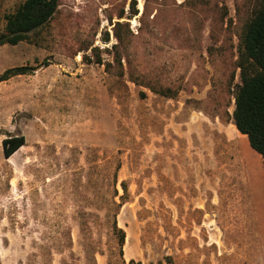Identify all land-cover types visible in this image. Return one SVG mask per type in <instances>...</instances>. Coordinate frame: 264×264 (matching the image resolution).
<instances>
[{
    "label": "rangeland",
    "instance_id": "1",
    "mask_svg": "<svg viewBox=\"0 0 264 264\" xmlns=\"http://www.w3.org/2000/svg\"><path fill=\"white\" fill-rule=\"evenodd\" d=\"M24 1L0 0V35ZM263 1L135 0L132 17V0H59L31 43L0 46V75L36 70L0 83V264H220L208 224L221 203V133L209 127L199 138L191 125L218 117L235 130L238 49ZM117 22L132 33L119 28L130 57L123 78L106 53ZM235 132L242 163L263 170ZM12 135L27 143L5 159ZM122 182L128 202L117 209ZM202 203L212 217L199 227L192 209ZM115 225L126 234L122 252Z\"/></svg>",
    "mask_w": 264,
    "mask_h": 264
},
{
    "label": "trees",
    "instance_id": "2",
    "mask_svg": "<svg viewBox=\"0 0 264 264\" xmlns=\"http://www.w3.org/2000/svg\"><path fill=\"white\" fill-rule=\"evenodd\" d=\"M136 2L132 0L130 4L131 16L139 14L136 9ZM59 8V0H25L17 10L6 16L5 31L0 35V46H16L22 42L31 43V36L37 35L55 16ZM146 11L143 12L140 21L142 22ZM157 14L154 15V18ZM124 18L122 12L118 17L119 20ZM126 26L128 33L132 35L128 23L122 24L117 22L113 27V35L116 43L107 48L106 53L111 56L113 64L121 68L120 77L125 76V68L122 61L130 67V57L123 55L126 44L119 33V28ZM105 43H109V34H105ZM99 51L98 48H94ZM84 59L89 60L86 55ZM96 64L105 66L108 70L113 64L104 62L103 59L97 58ZM237 70H240V84L234 92V111L231 114V120L236 126L238 132L247 137L250 147L257 152L264 161V1L254 16L246 26L242 34L241 43L238 49ZM36 70L30 66H19L7 69L0 75V83L6 82L14 77L31 75ZM129 78L136 83L133 73L129 70ZM144 97L145 94L141 93ZM26 138L23 135H12L3 140V153L5 159H10L17 151L26 146ZM121 168V163L115 166V183L117 184V172ZM123 195L119 196L116 190L115 197L119 198V203L113 201L117 209H120L128 202V187L125 182L121 183ZM85 215V214H84ZM86 226H81V234L86 233ZM115 229L119 233V246L122 249L125 244L126 234L123 230ZM67 245V244H66ZM71 245V242L69 246ZM130 261L128 264H133ZM122 264H125L123 262Z\"/></svg>",
    "mask_w": 264,
    "mask_h": 264
},
{
    "label": "crops",
    "instance_id": "3",
    "mask_svg": "<svg viewBox=\"0 0 264 264\" xmlns=\"http://www.w3.org/2000/svg\"><path fill=\"white\" fill-rule=\"evenodd\" d=\"M205 119L209 123L212 122L207 117ZM215 121L217 124L201 127L191 125L192 131H196L199 138L205 136L209 127L221 133V203H217L214 211L218 212L212 214L214 218L210 219L208 224L213 234L217 233L219 241L214 243V246L219 251L215 248L209 251H212L214 257L221 258L220 264H264V168L257 171L255 164L246 160L242 163L240 142L233 139L236 137L235 130L238 132L233 121L230 126L235 130L227 127L222 120L220 123L218 117ZM227 148L233 156V161L229 163L226 160ZM246 151H250L248 144ZM204 163L202 157L201 164L204 166ZM207 206L208 203H202L192 209L202 214V220L197 222L199 227L206 225V217H212L210 213H206ZM196 237L199 239V236ZM179 238L185 239L182 236ZM211 246L213 245L209 244V247ZM199 252L189 257H199ZM173 264L187 263L175 258Z\"/></svg>",
    "mask_w": 264,
    "mask_h": 264
}]
</instances>
